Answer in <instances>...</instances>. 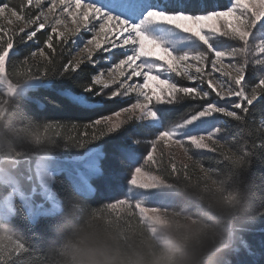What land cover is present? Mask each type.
<instances>
[{
  "label": "snow or ice",
  "instance_id": "obj_1",
  "mask_svg": "<svg viewBox=\"0 0 264 264\" xmlns=\"http://www.w3.org/2000/svg\"><path fill=\"white\" fill-rule=\"evenodd\" d=\"M0 85V111L31 118L33 127L20 128L36 144L51 146L57 154L80 149L87 160L86 175L63 171L53 177L61 159L32 156L18 165L24 174L19 184L15 174L7 184L0 181V221L18 231V220L37 223L50 179L65 192L87 198L92 180L120 175L106 173L109 151L100 141L118 137L111 157L121 168H131V193L156 186L141 181L152 179L146 165L159 167V143L207 152L212 149L206 141L229 133V121L249 124L250 111L264 101V0H228L212 7L203 0H4ZM40 89H55L80 109L109 110L82 125L71 122L75 135L65 136L68 125L40 123L29 110ZM109 102L120 106L109 108ZM168 106L179 111L173 114ZM261 127L264 120L256 126ZM257 146L264 147V141ZM258 217L264 218V211ZM250 223L239 224L221 264H264V239L257 248L244 235ZM47 231L51 236L50 225ZM29 251L12 238L0 244V264H27Z\"/></svg>",
  "mask_w": 264,
  "mask_h": 264
},
{
  "label": "trees",
  "instance_id": "obj_2",
  "mask_svg": "<svg viewBox=\"0 0 264 264\" xmlns=\"http://www.w3.org/2000/svg\"><path fill=\"white\" fill-rule=\"evenodd\" d=\"M2 2L4 0H0V4ZM223 2L203 0L208 7L223 6ZM262 105L264 101L258 102L250 111L249 124L241 127L234 122L230 123V132L224 144H216L210 153L195 155L192 164L182 166L176 176L167 172L163 174L168 181L176 183L202 204L201 208L192 210L194 217L197 214L195 227L178 249L187 253L186 264H221L222 258L234 246L241 222L251 221L244 235L255 247L258 248L264 239V218L258 217L259 212L264 211V147L257 146L258 142L264 141V130L262 127L256 128L264 120ZM28 107L39 117L40 123L52 120L68 125L63 130L65 136L75 135V131L70 128L71 122L82 125L100 112L107 114L109 110L106 108L93 112L71 106L56 94L55 89L37 90ZM253 118L255 124L252 123ZM31 123V118L17 116L12 111L0 116V168L15 174L20 182L24 174L18 165L32 156L53 155L61 159L83 156L80 149L68 147L57 154L51 146L36 144L27 129L20 128L21 124L31 128ZM39 131L43 134L42 129ZM117 142L118 137L115 136L98 142L109 151V160L105 162L106 173H121L124 170L111 157L112 145ZM60 173L56 171L55 176ZM122 177L120 174L113 180ZM91 184L94 192L85 198L74 190L65 192L54 180L53 191L61 209L47 214L40 213L35 225L18 220V231L9 223L0 221V244H7L12 238L23 241L30 249L24 256L27 264H76L74 250L77 235L85 226L102 223L122 249L138 247L142 241L147 240L155 252L171 250L152 236L137 212L118 208L111 210L109 199L97 179L92 180ZM41 203H44L43 200ZM48 225L51 236L47 231ZM230 243L231 248L224 250L223 246Z\"/></svg>",
  "mask_w": 264,
  "mask_h": 264
},
{
  "label": "rangeland",
  "instance_id": "obj_3",
  "mask_svg": "<svg viewBox=\"0 0 264 264\" xmlns=\"http://www.w3.org/2000/svg\"><path fill=\"white\" fill-rule=\"evenodd\" d=\"M227 3L228 0H224L222 4L225 5ZM212 6L213 5H210V7ZM183 83L188 86L187 81H183ZM2 88L3 86L0 85V90H2ZM220 103L223 104L225 101H221ZM109 104H111L112 107L120 106L118 102H109ZM168 107L169 111L173 114L179 111V109L174 106ZM2 115H4V113L0 111V116ZM217 119L226 120L227 118L217 117ZM230 123L232 122L229 121V127L231 125ZM262 129L264 130V127H262ZM228 135L229 133L224 134L221 137L222 139L206 141L212 149L207 152L195 149L190 152L187 147L181 145L180 143H159L157 145L156 153L159 167L157 168L146 165L145 170L150 172L152 179H142L141 181L145 185L150 186L155 184L156 186L151 188V190L131 189V193L143 192V196L133 197L131 193H129L130 186L127 184V180L130 178L131 168H124V170L120 173L123 175V179L121 178L117 181L109 179L106 176L97 179L98 185L103 187V190L109 199V208L111 210L113 208H118L125 211L131 210L137 212L142 222L151 232L152 236L160 244L170 249L178 250L181 246H183L187 236L191 234L193 228L195 227L197 214L195 215V218L192 215V210H195L197 207L201 208L202 204H200V201L195 196L188 195V193L183 191L176 183L168 181L163 174L164 172H167L169 175L176 176L178 173L177 171H179L182 166L188 167L192 164V159L195 155L212 152L213 147L216 144H224L225 138H227ZM147 150L146 144L140 146L139 151L142 156L143 154H146ZM37 157L42 160H52L56 158L53 155H37ZM86 163L87 160L84 156L61 159L56 171H71L73 173L82 171L86 175ZM134 166L136 165H133V167ZM200 170L207 174L206 171L202 169ZM55 172H53V177H55ZM9 179H13V174L7 169L0 168V181L7 184ZM54 180L55 179L53 178L48 181V189L45 190V194L42 199L44 203H42L40 213L47 214L57 212L61 209L60 202L53 191ZM105 180L107 181L105 182ZM14 182L17 184L20 183L18 179H14ZM93 192L94 190L92 188L91 193ZM121 199H123V202H121ZM113 203L116 204L115 207L113 206ZM170 221L176 222L177 228L175 230L167 227ZM181 225L188 226L182 237L178 235V230ZM223 248L224 250H229L231 248V243L224 245Z\"/></svg>",
  "mask_w": 264,
  "mask_h": 264
},
{
  "label": "clouds",
  "instance_id": "obj_4",
  "mask_svg": "<svg viewBox=\"0 0 264 264\" xmlns=\"http://www.w3.org/2000/svg\"><path fill=\"white\" fill-rule=\"evenodd\" d=\"M167 227L175 230L176 222L170 221ZM187 227L181 225L178 235L182 237ZM74 254L76 264H186L187 256L183 249L155 252L147 240L142 241L138 247L122 249L102 223L85 226L77 235Z\"/></svg>",
  "mask_w": 264,
  "mask_h": 264
}]
</instances>
